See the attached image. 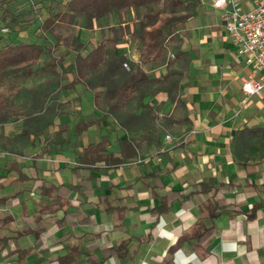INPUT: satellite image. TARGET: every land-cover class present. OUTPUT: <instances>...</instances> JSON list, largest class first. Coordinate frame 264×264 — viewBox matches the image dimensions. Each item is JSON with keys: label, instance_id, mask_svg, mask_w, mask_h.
Segmentation results:
<instances>
[{"label": "crops", "instance_id": "crops-1", "mask_svg": "<svg viewBox=\"0 0 264 264\" xmlns=\"http://www.w3.org/2000/svg\"><path fill=\"white\" fill-rule=\"evenodd\" d=\"M211 2L171 42L177 90L154 96V138L121 147L125 129L80 111L82 86L69 138L49 151L60 163L0 150V264H264V139L249 131L264 127V90L241 105L252 70ZM98 142L122 161L81 162Z\"/></svg>", "mask_w": 264, "mask_h": 264}, {"label": "rangeland", "instance_id": "rangeland-1", "mask_svg": "<svg viewBox=\"0 0 264 264\" xmlns=\"http://www.w3.org/2000/svg\"><path fill=\"white\" fill-rule=\"evenodd\" d=\"M13 1L16 2V11L11 15L15 22L5 21L0 9V45L5 40L36 42L42 44L47 51L31 65L32 71L28 75H22L21 68H14L10 69L0 81L2 100L0 116L3 118L0 119V150L16 152L21 159L36 158L50 163H60V158L53 157L49 151L57 143L63 144L69 138V128L73 122L70 113L74 110L78 90L82 86L80 111L90 110L98 117L102 116L105 119L103 124L109 129L123 128L119 124V115L140 114L146 123L151 119L153 126L150 127L155 134L159 129L163 131L164 127L161 123L164 115L156 104L154 96L167 89L172 79L177 80L175 70L170 69L174 60L169 53L172 51L170 48L175 47L167 41L166 49L160 57L156 60L144 61V57H141V43L136 32L131 30V26H136L137 23L145 20L143 16L147 11L144 8L140 9L139 14L132 8L122 10L120 16L110 14L95 20L92 28L88 29L81 25V16H76L74 23L68 21L65 5L68 0ZM190 2L191 0H183L181 7L172 8L168 0H160L154 4V12H158V19L175 14L191 13L192 15L194 9L189 5ZM49 8L61 15L54 17L53 22L45 27V19L50 15ZM63 14L65 16L61 18ZM2 26H7L9 31L5 34L1 33ZM99 42H103L106 50L110 52L116 50L129 60L136 56L137 60L134 61L136 65L150 78L157 77L160 80L146 85L140 105L137 99H132L118 108L116 113H112L109 101L105 97L108 87L106 82L98 78L99 72L93 74L91 85L85 86L76 81L77 75L72 65L73 55L77 53L83 55ZM168 45L170 48L167 47ZM59 57L61 58L58 59ZM128 67L126 66V69H129ZM162 67L166 69L165 72L161 71ZM169 72L173 73L168 78L170 81L167 82L162 77ZM70 82H74V86L73 83L69 85ZM176 90L172 91V95ZM85 97L86 101L83 103ZM128 125L130 124L126 127ZM2 129L14 133L9 136L4 135ZM36 144L40 146L38 152L33 151Z\"/></svg>", "mask_w": 264, "mask_h": 264}, {"label": "trees", "instance_id": "trees-1", "mask_svg": "<svg viewBox=\"0 0 264 264\" xmlns=\"http://www.w3.org/2000/svg\"><path fill=\"white\" fill-rule=\"evenodd\" d=\"M160 0H68L66 2L67 16L70 23H74L76 16H81V25L85 28H92L95 20H100L110 14L120 16L122 10L134 9L139 14L140 9L144 8L145 12L142 22L131 26V30L136 32L137 37L142 46L141 57H144V61L156 60L162 55L166 49L167 41L172 42L178 38V32L183 26L184 20L191 14L185 13L184 15L175 14L164 19H158V12H154V4H157ZM187 1H185L186 3ZM168 3L172 8L181 7L183 0H168ZM198 0H191L189 5H192L193 9L197 5ZM0 9L2 10L3 19L5 21L15 22L12 19L13 11H16V2L13 0H0ZM50 15L45 19V27H48L54 17H60L59 12H53L49 8ZM65 14L61 16L63 18ZM128 29V26H126ZM168 48L169 45L167 46ZM175 48H170L174 50ZM47 50L40 43L36 42H14L12 40H5L0 45V81H2L7 75L10 69L21 68L22 75H28L31 73V65L37 62L41 56ZM49 51V50H48ZM173 53L174 51H170ZM59 57L58 59H60ZM57 59V60H58ZM56 60V61H57ZM53 62V61H52ZM53 64V63H52ZM73 69L76 72L78 82H81L85 86L91 85L93 74L99 72L98 78L101 81L106 82L107 90L105 91V97L109 101L110 109L112 113H116L118 108H121L125 103H128L132 99H137L138 105L142 102V97L145 93L146 85L152 81L159 82L158 78H150V76L132 60L125 58L118 51L112 52L105 49L103 42L96 43L85 54H76L72 58ZM129 66V69H126ZM173 72H169L162 78L168 80ZM74 82H70V84ZM101 82H98V84ZM103 85V83H101ZM177 89L176 79H172L171 84L165 89L171 98H173L172 91ZM0 102L2 100L0 99ZM149 111V110H148ZM150 113V111H149ZM151 116V115H150ZM152 118V117H151ZM0 119L2 120L3 118ZM148 119V118H147ZM144 117L140 114H126L125 116L119 115V124L130 135V139H124L119 142L120 146L124 149L126 145H131L133 141L132 135H140L146 133L149 138H154L152 133L151 119L148 123L144 122ZM127 124H130L126 127ZM149 124V125H148ZM153 126V125H152ZM253 135H261L264 139V127H252L249 129ZM101 142L96 144H89L84 148L81 153L80 160L84 163L90 161L100 160L105 157L99 155V151L103 150ZM134 152V151H133ZM135 153V152H134ZM96 155L89 158L88 155ZM131 156V154H128ZM104 160L111 164L119 163L122 161L120 158H114L110 154V158ZM214 213H211L213 216ZM209 229L202 231L199 238L204 237Z\"/></svg>", "mask_w": 264, "mask_h": 264}, {"label": "built area", "instance_id": "built-area-1", "mask_svg": "<svg viewBox=\"0 0 264 264\" xmlns=\"http://www.w3.org/2000/svg\"><path fill=\"white\" fill-rule=\"evenodd\" d=\"M211 4L220 10L222 25L236 53L252 70L243 78L240 103L244 106L250 96L264 90V0H256L249 9L243 8L242 0H212ZM8 31L7 26H2L1 33Z\"/></svg>", "mask_w": 264, "mask_h": 264}]
</instances>
